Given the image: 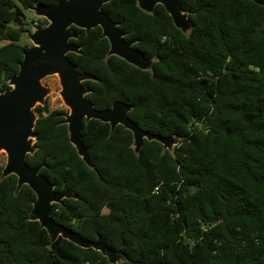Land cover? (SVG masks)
Segmentation results:
<instances>
[{
  "label": "trees",
  "instance_id": "16d2710c",
  "mask_svg": "<svg viewBox=\"0 0 264 264\" xmlns=\"http://www.w3.org/2000/svg\"><path fill=\"white\" fill-rule=\"evenodd\" d=\"M0 0V94L18 72L26 45L15 18L36 4ZM190 28L177 29L163 6L142 11L136 0H110L101 11L116 24L148 70L115 55L99 27L70 43L67 58L97 110L115 102L152 135L174 138L166 149L130 131L90 120L82 142L89 165L69 142L66 111L36 106V167L54 191L52 220L87 241L98 237L120 256L116 264H264V0H176ZM37 29L44 28V19ZM0 264H111L91 248L51 241L31 220L36 200L17 178L1 179Z\"/></svg>",
  "mask_w": 264,
  "mask_h": 264
},
{
  "label": "water",
  "instance_id": "95a60500",
  "mask_svg": "<svg viewBox=\"0 0 264 264\" xmlns=\"http://www.w3.org/2000/svg\"><path fill=\"white\" fill-rule=\"evenodd\" d=\"M110 0H62L53 5L36 4L31 11L35 16L45 19L48 24L28 34L32 46L23 52L18 72L9 80L10 89L0 94V152L6 155L1 179L10 175L17 178V189L27 185L35 194L36 200L31 210V220L39 222L46 230L51 241L58 237L80 248H91L107 257L111 264L120 260L119 255L110 250L99 237L95 241L82 239L79 234L55 223L51 218L53 204H61L70 198L67 190L54 191L47 178L40 173L45 166L41 162L36 167H29L26 156L35 152V123L37 116L34 108L43 105L50 89L41 84L48 76L56 75L64 106L67 108L64 123L67 125L70 144L77 154L89 165L86 149L82 142V127L90 120L108 123L111 130L117 125L131 132L135 151L143 140L156 141L164 148L171 149L174 138H162L141 130L131 121L128 113L131 107L123 102H115L109 109L97 110L85 96L89 89L82 82L93 80L85 73H79L76 66L67 58L68 53H78V47L70 43L77 35L70 31L71 26L83 29L86 33L99 27L102 37L109 42V55H115L130 65L148 70L150 62L145 61L133 48L134 40H125L101 8ZM138 7L151 13L156 5H161L170 16L173 25L182 32H187L190 24L176 0H136ZM14 22L16 20L14 19ZM18 26L21 22H16Z\"/></svg>",
  "mask_w": 264,
  "mask_h": 264
},
{
  "label": "rangeland",
  "instance_id": "374dc122",
  "mask_svg": "<svg viewBox=\"0 0 264 264\" xmlns=\"http://www.w3.org/2000/svg\"><path fill=\"white\" fill-rule=\"evenodd\" d=\"M22 12H23L22 17L20 16L19 19L15 18V20L16 22L23 21V26L25 28L24 30H26V32L22 34L17 44L26 45L28 48H30L32 46V43L28 38V34L37 30V26L40 23H42L43 22L42 20L44 19L35 16L34 12H32L31 10H23ZM16 22H14L13 24H17ZM6 43H7L6 41H1L0 45H4ZM41 84L50 89V93L45 98L43 105L47 104L49 111L57 110V109H62L66 111L67 108L64 106L62 99L59 95L61 88L59 85L58 77L56 75L48 76L42 80ZM43 105H39V106H43ZM5 162H6V155L0 152V165L3 167Z\"/></svg>",
  "mask_w": 264,
  "mask_h": 264
},
{
  "label": "flooded vegetation",
  "instance_id": "af4514ba",
  "mask_svg": "<svg viewBox=\"0 0 264 264\" xmlns=\"http://www.w3.org/2000/svg\"><path fill=\"white\" fill-rule=\"evenodd\" d=\"M66 114H67V110H66Z\"/></svg>",
  "mask_w": 264,
  "mask_h": 264
}]
</instances>
